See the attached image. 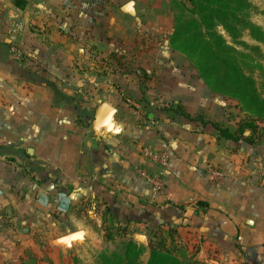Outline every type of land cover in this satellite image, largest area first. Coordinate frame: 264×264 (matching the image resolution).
Listing matches in <instances>:
<instances>
[{
  "label": "crops",
  "instance_id": "obj_1",
  "mask_svg": "<svg viewBox=\"0 0 264 264\" xmlns=\"http://www.w3.org/2000/svg\"><path fill=\"white\" fill-rule=\"evenodd\" d=\"M65 1L0 0V135L8 143L0 147V261L16 247L18 257L32 255L43 244L34 234L42 224L43 261L74 264L102 248L107 218L132 230L180 229L174 239L192 264H264V149L165 108L223 118L220 96L165 40L135 55L146 77L74 67L88 61V44L75 36L79 25L73 33ZM108 38L95 44L115 52ZM104 103L108 130L96 122ZM163 143L171 159L167 168L152 167L164 180L158 192L137 167L143 146ZM198 201L209 203L206 213L195 214ZM164 202L174 206L154 205Z\"/></svg>",
  "mask_w": 264,
  "mask_h": 264
},
{
  "label": "rangeland",
  "instance_id": "obj_2",
  "mask_svg": "<svg viewBox=\"0 0 264 264\" xmlns=\"http://www.w3.org/2000/svg\"><path fill=\"white\" fill-rule=\"evenodd\" d=\"M248 1L252 6L247 9L245 19L261 29L263 40L254 37L252 32L244 27L243 22H234L236 30L240 32L237 40L230 36L222 24H218L215 30L225 39L227 46L236 49V57L243 73L254 81L258 97L264 100V0ZM67 5V9L73 13L69 19V23L71 27L76 29L74 32L71 30V32L76 33L75 31H77V26L79 25L81 30L80 32L78 30L75 36L80 38V34L81 39H84L88 44V61H76L73 66L79 68L81 71H88V75L104 73L105 69L101 65H104V59L109 57L108 54L112 52L101 50L99 46L102 48L106 44V41L108 42V37H111L113 44L117 46L115 51L118 57H120L121 66L126 68L127 71L131 70L133 74L139 75L140 78L146 77L148 73L134 64L135 55L144 54V52L141 54L142 47L143 49L160 47L164 40L176 52L185 53L184 50H187L193 58L188 60L197 72L195 58L201 53V45L197 46L194 39L187 41L184 37L183 40H175L178 31L184 33V22L191 17V12L187 9L191 6L189 2L185 0H69L68 4L65 1L64 7ZM80 13L81 15L79 16ZM190 32L197 33V30L191 29ZM95 41L99 42V46L95 44ZM189 54L186 53L188 56ZM26 59L27 55L23 60ZM92 59H95L97 64ZM117 59L116 57L114 63L117 62ZM209 66L211 65H205L206 68ZM137 69L139 71H134ZM197 74L201 77L198 72ZM134 77L136 78L135 75ZM212 79V87L223 89L219 93L216 90L212 91L210 89L212 93L220 96L222 99L223 118L220 120L216 118L208 120L218 122L223 127H229L233 132L237 131L240 124L254 121L258 129L257 132L253 133L256 141L253 145L264 149V115L257 114L254 106L250 107L249 104H245L228 87L220 86L217 76L212 75ZM207 86L210 88L208 84ZM129 98L133 103H136L131 97ZM171 107L176 109L182 106L177 104L176 106L170 105V107L166 106L165 108ZM199 117L206 119V116L203 114H198L192 118L198 119ZM199 124L201 125L202 122L199 121ZM246 134H251V130L247 129ZM46 227V225L38 224L37 230L34 232V234H37L36 238L39 244L43 243L46 245L45 234L39 231V229L45 231ZM108 227H111V225L103 223L100 229L103 237L102 248L95 254L89 253L85 256H76L73 261L74 264H99L98 259L102 253L121 252L126 238H131L142 243L144 250L140 257V264L149 263L152 241L157 243L159 241L158 238L164 239L166 248L172 251L175 256L183 259L186 264H192L193 262L190 261L192 257L186 254V249L183 246L182 248L177 246L178 242L174 239V232L177 231V228H171L170 231L159 229L155 232L154 230L145 231L137 228L135 230L128 228L126 231L119 232L118 229L112 228L111 233L113 238L107 240L104 236L108 233ZM168 232L171 234H168ZM1 244H4V241H0V246ZM43 244L39 245L35 252H31L33 253L32 255L21 257H18V247H16L17 250L13 251L14 254L11 252L10 256L1 259L0 264H50L43 261L44 257L41 252L43 254L47 252L45 251L44 253ZM13 248L15 249V247Z\"/></svg>",
  "mask_w": 264,
  "mask_h": 264
},
{
  "label": "trees",
  "instance_id": "obj_3",
  "mask_svg": "<svg viewBox=\"0 0 264 264\" xmlns=\"http://www.w3.org/2000/svg\"><path fill=\"white\" fill-rule=\"evenodd\" d=\"M190 3V7L187 9L191 12V17L184 22V33L178 31L176 33L175 40H183V37L190 41H194L198 45H201V53L195 58L196 59V70L200 76L205 80L206 84L210 86L209 89L212 91L216 90L221 92L223 89H215L212 87V75L217 76L220 86H226L233 91L234 95L240 98L245 104H249L250 107L256 108V113L264 115V100L258 97V91L255 87L254 81L245 75L242 71L241 65L236 57V49L226 45L225 39L217 33L215 30L218 24H222L226 31L237 40L240 32L236 30L234 22H243L244 27L248 28L254 37L259 40H263V33L259 27L255 24L250 23L246 20V11L251 8L252 4L248 0H185ZM186 6V2H185ZM191 29H196L197 33L190 32ZM196 46V47H197ZM195 47V48H196ZM182 52L189 60L191 56L187 50ZM189 54L188 55H186ZM105 58L104 65L108 70L112 72L124 71L120 64V57L115 52H112ZM194 56V55H193ZM117 59V62L114 61ZM193 59V58H192ZM206 64H210L208 68ZM127 70V69H126ZM136 71V70H134ZM196 72V73H197ZM129 73H132L129 71ZM169 110L176 112L177 114L184 116L188 119L200 121L205 125L210 124L212 128L217 130L219 137L226 140H233L239 142L245 140L250 144H255L253 133L257 132V125L254 121L244 122L238 126L237 131L233 132L229 127H223L220 123L209 121L204 117L193 119L182 107L174 109L171 107ZM250 129L251 134L247 135L246 130ZM159 208H168L174 206L171 202H164L162 204H154ZM178 209L184 210L185 212H192L191 209H187L185 205H175ZM209 203L207 201H198L192 206L195 214L206 213L209 209ZM110 212V208L103 210ZM105 224L111 225L108 227V233L105 234V238L112 239L111 233L112 228H116L119 232L126 231L129 227L126 224H121L113 220L105 218ZM157 224V223H156ZM164 223L155 225L160 228ZM154 226V227H155ZM110 230V231H109ZM169 231L171 229H168ZM155 232V231H154ZM168 234H171L168 232ZM159 241L151 244V254L148 264H186L183 259L175 256L172 251L166 248L165 240L158 238ZM123 250L121 252H114L111 254L102 253L99 256V264H140V257L143 253L144 247L142 243L134 239H125L123 242ZM194 264H200L195 261Z\"/></svg>",
  "mask_w": 264,
  "mask_h": 264
},
{
  "label": "built area",
  "instance_id": "obj_4",
  "mask_svg": "<svg viewBox=\"0 0 264 264\" xmlns=\"http://www.w3.org/2000/svg\"><path fill=\"white\" fill-rule=\"evenodd\" d=\"M12 50L15 54V57L18 56V59L24 57V54L19 49L13 48ZM79 92L81 94H85V91L82 89H80ZM88 94L86 93V96ZM127 101L129 103H133L130 98H128ZM135 107H137V105ZM7 144L8 143L5 138L0 135V147ZM141 157L143 163L142 165L137 167L139 176H141L148 185L153 187L155 191H163L165 187L164 180L162 179L161 175H159L152 169V167H156L157 169H164L169 166L171 159L169 145L167 143H163L160 147H157L155 145L143 146L141 148ZM210 172L215 175L222 176L221 172L219 171H215L212 169Z\"/></svg>",
  "mask_w": 264,
  "mask_h": 264
},
{
  "label": "water",
  "instance_id": "obj_5",
  "mask_svg": "<svg viewBox=\"0 0 264 264\" xmlns=\"http://www.w3.org/2000/svg\"><path fill=\"white\" fill-rule=\"evenodd\" d=\"M111 116V110L109 109L108 105L106 103L102 104L96 114V122L98 126H102L106 128L107 130L112 127V123L110 121ZM73 236H76V234H73ZM72 236V237H73ZM69 240V237H65L64 241Z\"/></svg>",
  "mask_w": 264,
  "mask_h": 264
}]
</instances>
